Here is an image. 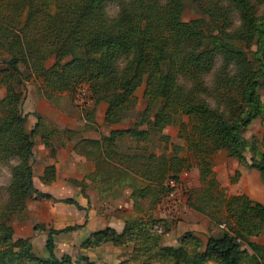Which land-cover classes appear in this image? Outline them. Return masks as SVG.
Segmentation results:
<instances>
[{
    "label": "trees",
    "instance_id": "16d2710c",
    "mask_svg": "<svg viewBox=\"0 0 264 264\" xmlns=\"http://www.w3.org/2000/svg\"><path fill=\"white\" fill-rule=\"evenodd\" d=\"M194 1L205 10V16L184 20L183 0H0V47L8 55L1 62L17 76L19 85L17 90L8 86L5 97L0 99V157L16 154L20 160L13 169L19 186L15 188L19 192L15 193L16 204L7 201L0 213V264H21L10 258L11 255H33L27 239L13 245L17 251L4 249L12 246L13 228L8 223V215L22 210L31 192L53 198L35 188L32 182L33 138L39 121L29 133L25 132L26 114L22 113L21 104L26 76L19 64L27 56H35V69L43 71L46 58L54 55V62L47 68L48 89L44 94L48 97L53 92L73 91L81 82L89 84L92 107L86 109V116L90 121L94 120L97 105L105 102V122H122L125 114L134 109L137 90L143 86L146 105L140 111L142 121L133 123L132 129L112 130L103 137L105 140L113 142L125 134L147 135L145 129L138 131L136 126L146 122L154 106H158L148 120L158 131L185 114L193 122L192 131H196L195 135H186L190 146L206 143L215 149L224 147L229 155L242 161L246 160L244 152L250 150L249 165L259 170L264 182V151L249 147L243 136L246 127L263 110L258 89L264 84V3L259 11V0ZM225 2L227 6L223 5ZM108 3L116 5L114 15L108 13ZM231 11L239 14L237 26L230 24ZM9 124L16 129L11 130ZM161 154L152 156L159 160L163 159ZM135 160L138 165L139 161ZM170 160L164 171L172 169L170 174L176 178L174 171L178 165H174L176 160L171 157ZM143 165L144 176L160 175L157 171L153 174L151 163ZM125 166L128 170L134 167L129 163ZM117 170L122 176L114 177L124 185L130 176L123 169ZM53 178L54 171L47 166L42 181L48 183ZM242 196L233 195L229 201H246L244 212L255 213V230H260L264 223V205ZM62 200L83 208L72 198ZM250 218L244 213L240 217L243 222ZM148 224L152 226L156 221L150 220L145 225ZM143 225L140 229L144 246L156 245L158 237L147 232ZM78 227L67 225L48 231L44 245L47 264H76L78 259L72 261L67 254L56 256L53 235ZM128 231L125 222L121 232L112 227L95 231L86 243L115 240ZM194 239L191 234L182 236L181 246ZM175 250L182 252L180 248ZM241 253L237 236L223 232L221 236L209 237L204 252L198 257L202 261L214 255L222 264H240ZM80 259L94 264L86 255Z\"/></svg>",
    "mask_w": 264,
    "mask_h": 264
},
{
    "label": "rangeland",
    "instance_id": "374dc122",
    "mask_svg": "<svg viewBox=\"0 0 264 264\" xmlns=\"http://www.w3.org/2000/svg\"><path fill=\"white\" fill-rule=\"evenodd\" d=\"M263 1L259 0L257 2L259 11L262 9ZM183 3L184 20L205 16V10L202 11L194 0H183ZM223 5L227 6L228 3L225 2ZM107 11L110 15H114L117 11L116 5L108 3ZM231 12L230 24L239 25L238 12ZM7 58V53L0 47V99L5 97L8 86H14L15 90L19 87L16 84L17 76L12 75L9 66L1 62ZM35 62V56H27L19 64L21 71L26 76L21 104L22 113L26 114L24 129L26 133H29L33 126L32 120L39 121L36 134L41 136L44 145L50 148V157L54 161L47 166L52 167L55 176L58 148L64 147L66 142L75 138L78 131L69 128L60 129L46 122L36 111L28 112V109L31 108L29 102L27 103V98L31 95L29 92L35 91L39 96L47 99H51L54 95H65L78 102L79 88L85 86L87 90L85 99L90 102L89 84L81 82L76 84L73 91L53 92L54 94L48 97L44 94V91L48 89L46 87L47 68L54 62V55L49 54L46 58L43 71L35 69ZM219 62L218 59L217 64ZM258 92L263 110L246 127L243 136L250 143L249 147L256 148L258 152H263L264 84L259 87ZM142 93L143 86L137 90L138 100L134 109L128 111L125 114V119L122 122L114 123L115 125L124 127V129H132L134 127L133 123L142 121L143 116L140 111L146 105ZM37 94L35 95L38 96ZM210 103L214 104V101L210 99ZM157 107L154 106L153 110ZM153 110L149 119L152 118ZM38 115L40 116L39 119ZM179 117L172 123L163 126L159 131L148 122L149 119L136 126L138 131L139 129H145L147 135L131 136L125 134L123 137H116L113 142L105 140L103 138L105 136L96 139L82 138L83 140L77 141L76 147L84 149V152L88 156L91 155L94 161V168L89 173L88 179L94 187L98 188L100 204L102 203L103 207L110 211V197L112 196L114 199L122 194L125 187L130 189V218L125 220L129 231L115 240L86 243L91 232L85 239L73 246L66 247L64 242L58 243L54 248L58 258L67 254L72 261L78 259L76 264H88V262L80 259L83 255H86L89 261L94 262V264H222L217 256L208 255L206 259L201 261L198 255L204 252L209 237H218L223 232H228L237 236V240L241 245L240 264H264V223L260 230H255L257 226L255 213L244 212L243 202L246 204V201L242 200L239 203H230L229 201L233 195H243L242 197L247 198L252 203L259 202L264 205V182L261 179L259 170L249 165L251 163L250 150L244 152L246 160L242 161L229 155L224 147L215 149L206 143L190 146L186 135L196 134V131H192L193 122H190L185 114L179 115ZM182 123L185 124L184 127ZM9 125L11 130L16 129L15 125ZM89 125L90 129L96 128L92 124ZM162 134L167 135L168 138H163ZM155 153H162L163 159L153 158L152 155H155ZM131 156L137 158L138 165H135L137 161ZM170 157L176 160L174 165H178V170L174 172H177L176 179L182 185L178 194L180 197L179 204L176 203V206L172 209H168L163 205L167 192L166 182L169 178H172V174H170L172 169L164 171L165 168L169 167ZM19 161L16 154H3L0 157V213L7 201L12 203L14 201L16 204L15 193L19 192L15 188L19 186L14 177L13 169L19 164ZM122 161L124 162L122 163ZM31 163L33 166V154ZM126 163L134 165V167L128 170L125 166ZM146 163L147 165L152 164L153 174L157 171L160 175L156 177L144 176L143 172L146 168L143 164ZM117 169L125 170V174L127 173L130 176V180L125 182L124 187H122V182L114 177V175L122 176ZM161 173L164 174L161 175ZM110 190L113 192L110 193ZM232 191L240 194H234L235 192ZM30 199L45 198L31 192L24 200V208L19 212L8 215V223L13 228L10 241L12 246L4 249L17 251V247L13 245L27 239L30 244L29 251L33 255L26 253L22 257L11 255L10 258L19 261L21 264H47L44 261L47 252L44 247L45 240L42 237L40 242L37 239L33 244L30 238H19L15 235L13 221L22 218ZM115 211H120V209L114 210V213ZM242 213L251 217L248 222H243L240 219ZM108 215L110 216V212H107L106 216ZM150 220L156 221V224L152 226L145 225ZM142 224H144V229L147 228V232H151L158 237L155 241L156 245L144 246L146 244L141 239V237H144L143 230L140 229ZM51 228L49 226L46 231L48 232ZM106 228H110V226L95 231ZM33 229L38 230L41 227L35 226ZM186 234H191L196 237V240H190L191 243L181 246V237ZM177 248H180L182 252H177L175 250Z\"/></svg>",
    "mask_w": 264,
    "mask_h": 264
},
{
    "label": "crops",
    "instance_id": "0c3cea01",
    "mask_svg": "<svg viewBox=\"0 0 264 264\" xmlns=\"http://www.w3.org/2000/svg\"><path fill=\"white\" fill-rule=\"evenodd\" d=\"M29 93L31 95L27 98V103L29 102L31 108L28 109V112L36 111L46 122L60 129L77 130L78 133L75 138L66 142L64 147L58 148L55 161L56 173L48 183L42 181V176L45 167L54 160L50 157V148L44 145L42 137L35 135L32 182L35 188L51 194L53 198L28 200L22 218L13 221L16 237L30 238L34 244L37 239L40 242L41 237L46 240L48 234L46 230L49 226L53 229H61L67 225H79L77 229L53 235L56 246L58 243L64 242L66 247H69L78 244L91 232L105 226H110L118 232L121 231L125 220L130 218V189L125 187L122 194L114 199L112 196L110 197V211L103 207L102 203L100 204L98 188L94 187L88 179L89 173L93 171L94 161L90 155L88 156L84 152V149H78L76 143L82 138H100L109 135L112 130L124 127L105 122L107 106L105 102H100L97 105L94 120L90 121L86 116V109L92 107L91 102H75L60 94L47 99L39 96L35 91ZM36 122V119L32 120L33 126ZM89 124L96 128L90 129ZM112 192L110 190V193ZM232 192L240 194L236 191ZM65 198L74 199L83 208H78L73 203L64 202L62 199ZM116 209H120V211L114 213ZM107 212H110V216H106ZM35 226H39L41 229L34 230Z\"/></svg>",
    "mask_w": 264,
    "mask_h": 264
},
{
    "label": "built area",
    "instance_id": "2783aa9c",
    "mask_svg": "<svg viewBox=\"0 0 264 264\" xmlns=\"http://www.w3.org/2000/svg\"><path fill=\"white\" fill-rule=\"evenodd\" d=\"M87 95V90L85 86H81L79 88V100L80 103H85L87 100L85 99ZM167 185V192L165 197V202L163 203L164 207L168 209H172L176 206V203L180 200L179 191L181 189V184L179 183L178 179L176 178H169L166 182Z\"/></svg>",
    "mask_w": 264,
    "mask_h": 264
}]
</instances>
